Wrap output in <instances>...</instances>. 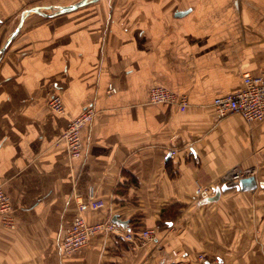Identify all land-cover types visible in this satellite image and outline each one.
Masks as SVG:
<instances>
[{
  "label": "crops",
  "instance_id": "crops-1",
  "mask_svg": "<svg viewBox=\"0 0 264 264\" xmlns=\"http://www.w3.org/2000/svg\"><path fill=\"white\" fill-rule=\"evenodd\" d=\"M77 1L0 0V181L14 220L0 224V264H264V122L212 107L245 71L264 73V0H92L51 14ZM158 85L187 107L148 101ZM88 103L96 116L71 158L60 136ZM233 174L254 187L195 197ZM90 185L105 203L87 221L126 227L64 252ZM156 226L154 240L121 234Z\"/></svg>",
  "mask_w": 264,
  "mask_h": 264
},
{
  "label": "built area",
  "instance_id": "built-area-1",
  "mask_svg": "<svg viewBox=\"0 0 264 264\" xmlns=\"http://www.w3.org/2000/svg\"><path fill=\"white\" fill-rule=\"evenodd\" d=\"M242 86L240 89L223 95H217L212 101L213 111L217 118L229 116V114H238L248 123L264 122V73H251L245 71L242 75ZM117 87L112 83L107 84V92L115 93ZM148 101L153 103L168 102L176 104L181 110L185 109L189 103L187 96L182 93L171 91L162 85L154 86L149 89ZM48 107L56 112L63 111L61 97L50 88L46 98ZM96 116V109L91 103L81 109L73 118L69 119L60 139L65 144L67 154L71 158L80 156L82 150L80 131L81 127L88 124ZM240 178L237 174L231 176V180L224 181L228 186L236 185ZM218 186V185H217ZM217 186L198 185L194 190L195 197L199 199L207 198L214 194ZM77 200V213L70 226L63 233L59 243L62 251L73 252L87 244L92 236L98 233H109L120 230L114 221L107 219L103 221L88 222L83 214L84 211L97 209L104 206L105 201L95 195L94 186L90 185L85 197H79ZM0 224L2 226L13 227L14 220L11 216V203L8 195L3 188V182L0 181ZM156 227L140 229L137 233L130 230H124L122 236L127 239H133L138 236L141 241L155 239Z\"/></svg>",
  "mask_w": 264,
  "mask_h": 264
},
{
  "label": "water",
  "instance_id": "water-1",
  "mask_svg": "<svg viewBox=\"0 0 264 264\" xmlns=\"http://www.w3.org/2000/svg\"><path fill=\"white\" fill-rule=\"evenodd\" d=\"M87 2H89V0H78L77 2H74V3L66 5V6H60L59 8L54 10V12L51 14H55V13L63 12V11H67V10H72L78 6L84 5ZM40 9H41V6H34V7L27 9L26 12H28V11H39ZM51 14H48V15H51ZM20 22H21V20H20ZM19 26H20V23L17 25L16 29L9 36V38L7 39L5 44L13 37L14 33L18 30ZM237 182L238 183L235 185V187H237L238 189H241V190L251 189L254 187V179L252 176H245L243 178H240ZM228 187L229 186L226 184L218 185L215 188L214 194L212 196H208L206 199L207 200L218 199L219 193L221 191L227 189ZM111 220L114 221L115 223H117L118 225L120 224L121 226L126 227V221L122 220L121 218H118L117 215H114ZM204 264H223V262H222V259L219 258L217 263H210V262H208V260H205Z\"/></svg>",
  "mask_w": 264,
  "mask_h": 264
},
{
  "label": "rangeland",
  "instance_id": "rangeland-1",
  "mask_svg": "<svg viewBox=\"0 0 264 264\" xmlns=\"http://www.w3.org/2000/svg\"><path fill=\"white\" fill-rule=\"evenodd\" d=\"M64 1H68V0H64ZM90 2H93L92 0H89ZM115 0H106V3L108 6L112 5L114 3ZM95 2V1H94ZM86 4V3H85ZM46 7V9H48L47 11H51L52 10V5H48V6H42L41 8L44 10ZM108 16H110V14L108 13Z\"/></svg>",
  "mask_w": 264,
  "mask_h": 264
}]
</instances>
